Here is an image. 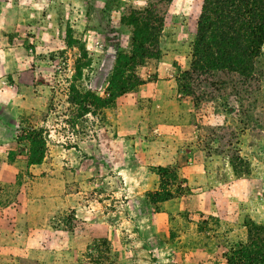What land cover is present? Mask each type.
Masks as SVG:
<instances>
[{"label": "rangeland", "instance_id": "374dc122", "mask_svg": "<svg viewBox=\"0 0 264 264\" xmlns=\"http://www.w3.org/2000/svg\"><path fill=\"white\" fill-rule=\"evenodd\" d=\"M200 5L0 0V264H225L264 225V81L239 102L179 95ZM27 126L45 132L29 167L6 158Z\"/></svg>", "mask_w": 264, "mask_h": 264}, {"label": "trees", "instance_id": "16d2710c", "mask_svg": "<svg viewBox=\"0 0 264 264\" xmlns=\"http://www.w3.org/2000/svg\"><path fill=\"white\" fill-rule=\"evenodd\" d=\"M134 15L131 13L124 18L131 26L132 21L135 24L139 19ZM148 25L146 22L132 28L131 39L135 42L138 37L155 36L149 32L153 29ZM191 43L188 69L179 75V95L190 97L193 102L221 101L224 97H233L239 102L240 94L260 90L264 81L261 56L264 0H201ZM137 45L141 48L140 44ZM74 99L77 102L97 101L88 93L77 92ZM230 111L232 108L226 106V112ZM18 132L13 145H21L24 149L17 153L9 150L7 160L13 159V155H24L28 167L40 164L45 154V132L28 126ZM230 166L234 171L232 164ZM157 171L161 172L163 168L158 167ZM158 176L162 182L163 175ZM172 177L174 181L176 178ZM171 195L170 190L161 188L159 192H148L146 197L150 204H154L166 201ZM244 229L245 240L234 244L226 254H221V258L225 264H264V254H259L260 250L264 251V225L247 221Z\"/></svg>", "mask_w": 264, "mask_h": 264}, {"label": "crops", "instance_id": "0c3cea01", "mask_svg": "<svg viewBox=\"0 0 264 264\" xmlns=\"http://www.w3.org/2000/svg\"><path fill=\"white\" fill-rule=\"evenodd\" d=\"M1 16H2V19H1V21H0V22H1V24H0V30H1L4 34H6L7 32H6V29L4 28L5 21H6L5 13H4V14H1ZM1 31H0V41L2 42V44H4V43H3V40H6V39H5V37H3L4 34L1 33ZM2 44H1V46H2ZM5 44H6V43H5ZM4 46H5V45H4ZM4 46L0 47V53L3 55L2 59H0V66H1V67H5V66L9 63V61L6 60V58L4 57L5 54H6V50H9L8 43L6 44L7 47H4ZM7 61H8V62H7ZM6 129H7V128H6L4 125H2V124L0 123V138H2V136L5 134Z\"/></svg>", "mask_w": 264, "mask_h": 264}, {"label": "clouds", "instance_id": "9594fccd", "mask_svg": "<svg viewBox=\"0 0 264 264\" xmlns=\"http://www.w3.org/2000/svg\"><path fill=\"white\" fill-rule=\"evenodd\" d=\"M140 2L146 6V0H140Z\"/></svg>", "mask_w": 264, "mask_h": 264}]
</instances>
